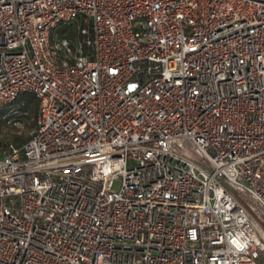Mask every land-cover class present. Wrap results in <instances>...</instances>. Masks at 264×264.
Wrapping results in <instances>:
<instances>
[{
	"label": "built area",
	"instance_id": "obj_1",
	"mask_svg": "<svg viewBox=\"0 0 264 264\" xmlns=\"http://www.w3.org/2000/svg\"><path fill=\"white\" fill-rule=\"evenodd\" d=\"M24 95L0 264H264V0H0Z\"/></svg>",
	"mask_w": 264,
	"mask_h": 264
},
{
	"label": "rangeland",
	"instance_id": "obj_2",
	"mask_svg": "<svg viewBox=\"0 0 264 264\" xmlns=\"http://www.w3.org/2000/svg\"><path fill=\"white\" fill-rule=\"evenodd\" d=\"M36 105L32 97L21 96L11 106L0 109V149L20 146L29 139L35 128Z\"/></svg>",
	"mask_w": 264,
	"mask_h": 264
},
{
	"label": "trees",
	"instance_id": "obj_3",
	"mask_svg": "<svg viewBox=\"0 0 264 264\" xmlns=\"http://www.w3.org/2000/svg\"><path fill=\"white\" fill-rule=\"evenodd\" d=\"M65 31L68 33V35L69 36H71V37H74V32H73V30H71V29H68V28H65ZM24 96H29V95H24ZM30 97H32V96H30ZM33 98V97H32ZM34 99V98H33ZM36 101V100H35ZM37 106V105H36ZM2 149V148H1Z\"/></svg>",
	"mask_w": 264,
	"mask_h": 264
},
{
	"label": "water",
	"instance_id": "obj_4",
	"mask_svg": "<svg viewBox=\"0 0 264 264\" xmlns=\"http://www.w3.org/2000/svg\"><path fill=\"white\" fill-rule=\"evenodd\" d=\"M129 88H131V89L134 88V85L130 86Z\"/></svg>",
	"mask_w": 264,
	"mask_h": 264
}]
</instances>
